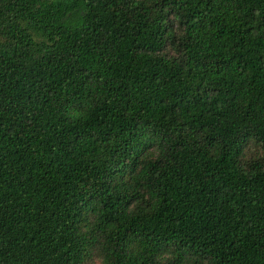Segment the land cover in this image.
<instances>
[{
	"label": "trees",
	"instance_id": "1",
	"mask_svg": "<svg viewBox=\"0 0 264 264\" xmlns=\"http://www.w3.org/2000/svg\"><path fill=\"white\" fill-rule=\"evenodd\" d=\"M94 255L264 264V0H0V264Z\"/></svg>",
	"mask_w": 264,
	"mask_h": 264
},
{
	"label": "rangeland",
	"instance_id": "2",
	"mask_svg": "<svg viewBox=\"0 0 264 264\" xmlns=\"http://www.w3.org/2000/svg\"><path fill=\"white\" fill-rule=\"evenodd\" d=\"M259 154V148L255 145H249L248 148L245 150V160H247L250 157H254ZM85 264H100V260L98 256H93L91 259H89ZM182 264H191L189 262L182 263Z\"/></svg>",
	"mask_w": 264,
	"mask_h": 264
}]
</instances>
